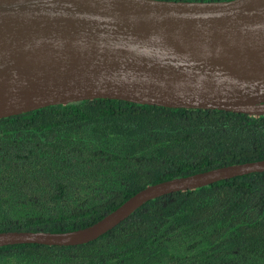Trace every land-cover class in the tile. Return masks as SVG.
Here are the masks:
<instances>
[{
    "label": "trees",
    "instance_id": "16d2710c",
    "mask_svg": "<svg viewBox=\"0 0 264 264\" xmlns=\"http://www.w3.org/2000/svg\"><path fill=\"white\" fill-rule=\"evenodd\" d=\"M261 159L264 114L95 98L3 117L0 232L84 228L148 185ZM0 264H264V172L151 199L86 243L0 246Z\"/></svg>",
    "mask_w": 264,
    "mask_h": 264
},
{
    "label": "water",
    "instance_id": "95a60500",
    "mask_svg": "<svg viewBox=\"0 0 264 264\" xmlns=\"http://www.w3.org/2000/svg\"><path fill=\"white\" fill-rule=\"evenodd\" d=\"M95 98L264 114V0H0V118ZM253 172L264 159L161 181L84 228L0 246L86 243L151 199Z\"/></svg>",
    "mask_w": 264,
    "mask_h": 264
}]
</instances>
